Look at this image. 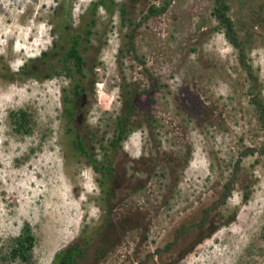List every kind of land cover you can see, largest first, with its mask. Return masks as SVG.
<instances>
[{
  "label": "rangeland",
  "instance_id": "obj_1",
  "mask_svg": "<svg viewBox=\"0 0 264 264\" xmlns=\"http://www.w3.org/2000/svg\"><path fill=\"white\" fill-rule=\"evenodd\" d=\"M114 1L0 0V264H264V0Z\"/></svg>",
  "mask_w": 264,
  "mask_h": 264
},
{
  "label": "trees",
  "instance_id": "obj_2",
  "mask_svg": "<svg viewBox=\"0 0 264 264\" xmlns=\"http://www.w3.org/2000/svg\"><path fill=\"white\" fill-rule=\"evenodd\" d=\"M115 4L114 0H98V2H96L93 7L92 10L95 11L98 8H105L106 10H110L111 6ZM216 8H215V16L217 18V20H219V22L224 26L225 28V35L228 38V40L231 42V44L235 47L240 49L241 48V44L238 42V39L235 35V31H234V26H233V22L231 20V18L228 16L227 12L229 10V6L227 5V0H216ZM159 13V10L156 9L155 7H153L152 9H150V15H154ZM79 47V42L78 41H74L72 43V46L70 47V49L67 51V58L68 59H72L76 62L77 64V70L81 71V67L83 65H85V61L82 58V55L80 53V50L78 49ZM132 106V104H130V107ZM70 115L72 116L73 113L70 112ZM19 119L21 120L20 123V127H23L25 122H26V114L23 115H18ZM262 120V124L264 127V116L261 117ZM126 138V135L124 133V127H123V123L122 121L119 122V134L117 135V137L111 142L112 146H116L119 143H121L122 141H124ZM77 149L84 155V156H88V152L86 151V148L84 147L81 138L79 135H77ZM95 170L98 172H102L104 177L107 178L109 176V174H111L113 172V169L111 167V165L107 166L105 169L101 170V168L99 167H95ZM17 243L16 246L14 247V249L12 250V255L13 256H19L22 258V260H24L25 262H28L31 259V253H32V249L34 246V237L31 235V231L28 229H25L23 235H21L19 238L16 239ZM78 249H72L70 251H68L67 253H62L60 255H58V257L56 258L54 264H74V262L76 261V259L78 257H80L81 253L77 252Z\"/></svg>",
  "mask_w": 264,
  "mask_h": 264
},
{
  "label": "flooded vegetation",
  "instance_id": "obj_3",
  "mask_svg": "<svg viewBox=\"0 0 264 264\" xmlns=\"http://www.w3.org/2000/svg\"><path fill=\"white\" fill-rule=\"evenodd\" d=\"M110 211H112V209H111ZM105 239H108V240H107V241H98V242H99V245H98V247H97L96 255H95V258H94V260H95L96 262H98V260H99L101 257H103L104 253H106V251H107V246L104 245V244H107L108 241H110V243H111L112 241H115V239H114V238H111V236H107ZM101 240H102V239H101ZM77 241H78V240H77ZM115 242H116V241H115ZM81 246H82V245H81L80 242H74V243H72L70 246H68V247L65 249V251H63V253H67L68 251H70V250H72V249H78L77 252H80V253H81V254H80L81 256L78 257V258L76 259V261L74 262V264H80V260L83 259L82 256H83V254L86 252V248H83V247H81Z\"/></svg>",
  "mask_w": 264,
  "mask_h": 264
}]
</instances>
